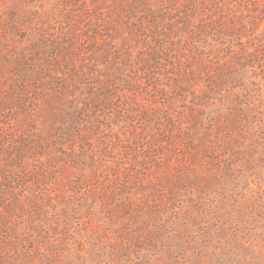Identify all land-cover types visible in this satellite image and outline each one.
I'll list each match as a JSON object with an SVG mask.
<instances>
[{"label": "rangeland", "instance_id": "1", "mask_svg": "<svg viewBox=\"0 0 264 264\" xmlns=\"http://www.w3.org/2000/svg\"><path fill=\"white\" fill-rule=\"evenodd\" d=\"M0 264H264V0H0Z\"/></svg>", "mask_w": 264, "mask_h": 264}]
</instances>
